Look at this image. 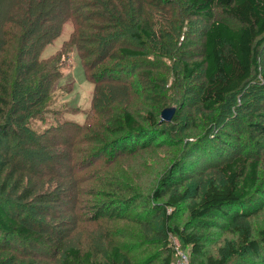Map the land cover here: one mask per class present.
I'll return each mask as SVG.
<instances>
[{
  "label": "trees",
  "instance_id": "1",
  "mask_svg": "<svg viewBox=\"0 0 264 264\" xmlns=\"http://www.w3.org/2000/svg\"><path fill=\"white\" fill-rule=\"evenodd\" d=\"M176 1L0 0V264H173L169 236L189 264H264V225H245L264 212V0ZM66 21L69 38L41 57ZM73 54L93 85L90 110L37 133L30 122L44 119ZM186 108L191 130L177 122ZM164 147L171 160L152 189L119 180L125 161ZM157 214L154 241L99 233L103 247L70 244L87 223L149 225Z\"/></svg>",
  "mask_w": 264,
  "mask_h": 264
},
{
  "label": "rangeland",
  "instance_id": "2",
  "mask_svg": "<svg viewBox=\"0 0 264 264\" xmlns=\"http://www.w3.org/2000/svg\"><path fill=\"white\" fill-rule=\"evenodd\" d=\"M179 1H182V0H179ZM174 2H177V1L174 0ZM178 20L183 21L182 31H184L185 32L184 34H186L189 28L187 26L189 25L186 22V19L183 13H181V15L180 14L178 15L177 21ZM72 30H73L72 23L70 21H66L64 25L62 26L60 35L44 48V50L41 53V57H48L56 53L59 50L62 43H64V41H66L69 38ZM183 38H184V35H183ZM262 62H263V59H261V63ZM61 64H62V75L59 79H57V81L54 84V87L52 90V96L50 98V103L47 104L46 106V109L48 111L44 114V119L43 120H32L30 122L31 128L37 133H41L45 131V129L51 126L54 127L57 124H61L67 121H73L78 124H81L84 121L85 114L89 112L90 110V100H91V95L93 92V85L89 81L86 80L85 75L83 73L80 59L77 57L76 54H73L72 56H69L67 60L62 59ZM165 64L166 66H171L169 61H166ZM167 83H168L167 85L170 86L171 85L170 83H172V78H169L167 80ZM177 83L179 84V81H177ZM186 86H187V83L181 87L177 86V88H180L183 90L186 88ZM157 92L158 91L154 89L151 90V99H154L157 95H159ZM129 97H130L129 94L128 95L125 94V96L124 95L120 96V93L118 94V98L126 102L127 105L129 106H133L135 103H139L141 101V100L135 101L133 97H130V98ZM193 99H194L193 95H188V97L184 99V102L187 104L193 101ZM174 105L175 103L170 104L169 106L174 107ZM254 105L255 107L258 106V105L256 106V101L255 103L250 104V106H254ZM250 109L251 108L249 107V110ZM194 115L195 113L190 108L184 109L183 113L181 112V115H179L177 122L180 121L184 123L183 125L185 126L182 128V130H185V129L191 130L189 128H186V126L187 124L190 123L189 122L191 120L190 118H192ZM62 148L63 147H60V146H53L52 151L51 150L50 151L56 154L57 152H61L59 150H61ZM150 154L151 155L149 154L147 155L144 152H142L140 153V155H138L134 159L132 158L128 161H125L124 164L126 167H122L123 171L120 172L121 177L119 180L124 181L125 183H130V184L137 183V186L139 187L140 185L142 186L144 184H148V186L151 185V189H152L154 184L157 183L158 178L161 175V171L163 169L166 170V168L169 166L171 157H170V154L166 151L165 147L164 149L154 148L151 150ZM37 163L38 165H44V162H37ZM199 169H201V166H199ZM214 172L215 171H212V170L205 171L202 176L195 178V181L190 183V187L195 188V190L201 188L205 178L208 177L209 174L214 173ZM262 173H263V170L261 171V174ZM210 176H212V174ZM4 178L6 177H1L0 180ZM17 179H19V176L16 174L13 177V179L8 182L7 188L4 191L6 192L5 193L6 196H8V194H12V188H13L14 181ZM48 179L49 177L46 180ZM24 180H25V177L21 180V183ZM261 183L262 185H264V174H262ZM91 186H93V184H90V185L82 184L81 191H85ZM181 187L182 186L178 187L180 191H182L183 189V187L182 188ZM0 192H3V191L0 190ZM108 194L103 195L102 197L106 199ZM193 198H195L193 194H190L187 200L184 202V206L187 207L189 204H191L192 201L194 200ZM159 216L160 214H157L156 218L150 221L149 225L148 224L136 225L134 222H129L126 220L115 221L108 225L94 224L90 222V223L83 225L81 234H77L78 237L71 240L70 244H73L74 246H77V247L79 246L83 249H86L89 245L92 244V242L98 245V242L102 243L98 240L99 235H100L99 233H101L102 235H104L105 233L110 234L111 239H114L116 241H119L120 238L122 239V237H119L120 233L124 234L123 239H122L123 243H126L128 240H131V238L134 239L135 238L134 236H137V235H138L137 237H140L143 235L148 239H153L154 241L157 238L156 231L159 229ZM246 224L251 225L252 227L254 226L256 229H259L260 227L264 225V212H261L255 217H252L250 221H247L245 223V225ZM227 235L228 233H224L222 236L218 238V241L213 244H210L209 242V245L205 247V251L215 252L217 247L223 244L222 242L223 240L233 237L229 235L227 238L226 237ZM168 240L171 243V245L175 247V251L177 255L173 264H178V260L180 259V254H184L187 257L188 264H189V256H188L189 254L186 250L179 248V243L177 239H174L172 236H169ZM100 245L103 247V243ZM50 255L51 254H47V256H50ZM13 261L15 262V264H18L16 263L17 261H15V259H13ZM26 262L27 261L25 260L23 263H19V264H24ZM52 264H55V263H52Z\"/></svg>",
  "mask_w": 264,
  "mask_h": 264
},
{
  "label": "water",
  "instance_id": "3",
  "mask_svg": "<svg viewBox=\"0 0 264 264\" xmlns=\"http://www.w3.org/2000/svg\"><path fill=\"white\" fill-rule=\"evenodd\" d=\"M173 111H174V107H167L163 109L160 113L161 121H170Z\"/></svg>",
  "mask_w": 264,
  "mask_h": 264
},
{
  "label": "built area",
  "instance_id": "4",
  "mask_svg": "<svg viewBox=\"0 0 264 264\" xmlns=\"http://www.w3.org/2000/svg\"><path fill=\"white\" fill-rule=\"evenodd\" d=\"M178 264H188L187 257L184 254H180V259L178 260Z\"/></svg>",
  "mask_w": 264,
  "mask_h": 264
}]
</instances>
